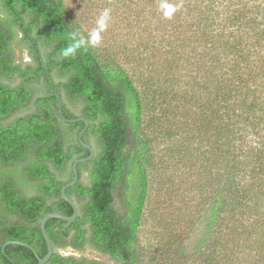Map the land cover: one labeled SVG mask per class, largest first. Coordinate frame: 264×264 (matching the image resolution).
Instances as JSON below:
<instances>
[{"label":"trees","instance_id":"16d2710c","mask_svg":"<svg viewBox=\"0 0 264 264\" xmlns=\"http://www.w3.org/2000/svg\"><path fill=\"white\" fill-rule=\"evenodd\" d=\"M106 1L135 16L114 38L125 65L115 46L61 54L68 32L87 35L66 0H0V264H38L43 218L73 214L61 190L90 152L55 91L96 153L67 190L78 218L47 222L48 264H103L58 252L86 246L113 264H264V0ZM165 2L180 6L171 19ZM149 220L151 261L138 249ZM11 241L32 249L8 245L12 262Z\"/></svg>","mask_w":264,"mask_h":264},{"label":"rangeland","instance_id":"374dc122","mask_svg":"<svg viewBox=\"0 0 264 264\" xmlns=\"http://www.w3.org/2000/svg\"><path fill=\"white\" fill-rule=\"evenodd\" d=\"M66 3L68 5V8L72 10L73 15L75 16L76 21L82 26L83 32L87 34L88 31H90L95 26V20L99 16V14L105 9L110 8L108 4V1L106 0H66ZM132 3H136L135 0H133ZM120 5L118 4L117 7ZM111 9V8H110ZM124 11H122L123 13ZM127 13L125 9V14ZM125 17H128L130 21L135 20V16L132 15V17L129 15H125L124 17H120L119 13L118 15L115 13L113 14L112 11V21L109 25V28L107 30V33L113 31V38L112 40L107 41L103 39V43L101 46L95 48L99 53L102 55L109 54V52L116 54L114 51H110L109 48H114V46L118 42V39L123 37V28L127 24V21L124 20ZM112 24V27H111ZM116 25V27H115ZM109 32V33H110ZM136 34V33H135ZM108 35V34H107ZM112 36V35H111ZM137 36V34H136ZM134 36V37H136ZM19 37L18 41L14 45L15 52H16V64H21L23 66L29 64L32 62V59L29 55V49L26 45H22L20 43ZM116 40H115V39ZM115 40V44H114ZM105 49H107L109 52H106ZM117 54H120L119 56H115L116 60L121 62V64L125 65V59L123 56H121L120 50L117 48L116 50ZM108 56V55H107ZM38 92L41 94L42 90L39 88ZM67 105L70 108V110L75 113H80V106H73L67 101ZM23 114V113H21ZM19 114V115H21ZM167 155V154H166ZM165 155L158 153V150H156V161L157 158H162ZM164 160H166V163L168 162V159L164 157ZM165 162V161H164ZM87 175L85 174L84 180L86 179ZM157 186H152V196L150 195V207L148 208V212L155 209V213H153L152 219L154 220V217L159 215V212L156 210L158 206L155 204V193L157 191ZM150 231H153V233H150ZM157 232V229H154L153 221L149 220L147 223L144 222V226L141 228V232L139 234V240H138V249L140 254L144 255L146 260L151 261L153 256H159L161 252H159V248L157 246V241L154 237L155 233ZM158 231L157 233H159ZM58 252H60L64 256H74L76 258H86L88 260H95L103 264H113V261L110 260V258L106 255L99 254L97 251L93 250L89 246H86L85 249L82 252L73 250L71 247L59 249ZM148 261V262H149Z\"/></svg>","mask_w":264,"mask_h":264},{"label":"water","instance_id":"95a60500","mask_svg":"<svg viewBox=\"0 0 264 264\" xmlns=\"http://www.w3.org/2000/svg\"><path fill=\"white\" fill-rule=\"evenodd\" d=\"M55 96H56V98L58 100L59 113H60L61 118L63 119L64 122L71 123V124L82 122V123L85 124V127L80 132V134L78 136V139H79L80 144L83 147H85L90 152V155L88 157H86V158H81V159H78V160H76L74 162V164L72 166V170H73V173H74V178H73V180L71 182H69L68 184H66L62 188V190H61L62 198L67 203H69L72 206V208H73V214L71 216H65V215H62V214H48L47 216H45L43 218V220L41 222V231H42L43 237L45 239L48 252H47V254H46V256L44 258H40L36 254L37 259H38V264H48V262L51 260V258L53 256V253H54L52 241L49 238V235H48L47 230H46L47 222L49 220H52V219H58V220H62V221H65V222H73V221H75L78 218V216H79V208H78V205L67 195V190L69 188H71V187H74L79 182L80 176H79L78 166L80 164H82V163H86V162L91 161L94 158L95 153H96L95 152V149L91 145L87 144L83 140V137H84L85 133L87 132V130L89 128V125H90L89 121L86 118H77V119H69V118H67L65 116V114H64V111H63V105H62L61 96L56 91H55ZM8 245H20V246H25V247H28V248H31L32 249V247L30 245L26 244V243H23V242H20V241H11V242L6 243L3 246V248H2V251H3V253L5 255H6L5 248ZM6 256L11 260V258L8 255H6Z\"/></svg>","mask_w":264,"mask_h":264},{"label":"clouds","instance_id":"9594fccd","mask_svg":"<svg viewBox=\"0 0 264 264\" xmlns=\"http://www.w3.org/2000/svg\"><path fill=\"white\" fill-rule=\"evenodd\" d=\"M164 17L171 19L179 10V5L173 3H163ZM112 21V10L105 8L95 20V26L87 32V35L82 34L80 31H70L66 34L68 44L62 49L61 54L65 58H74L77 54L87 51L89 48H97L102 45L104 36L103 34L108 30Z\"/></svg>","mask_w":264,"mask_h":264},{"label":"flooded vegetation","instance_id":"af4514ba","mask_svg":"<svg viewBox=\"0 0 264 264\" xmlns=\"http://www.w3.org/2000/svg\"><path fill=\"white\" fill-rule=\"evenodd\" d=\"M73 249V248H72ZM74 250V249H73Z\"/></svg>","mask_w":264,"mask_h":264}]
</instances>
